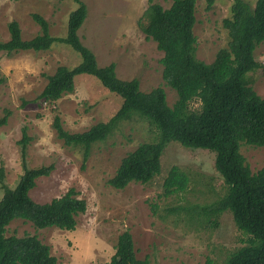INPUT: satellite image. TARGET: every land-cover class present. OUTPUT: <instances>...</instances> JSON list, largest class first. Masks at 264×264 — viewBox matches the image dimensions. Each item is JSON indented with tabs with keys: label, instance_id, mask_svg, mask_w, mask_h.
<instances>
[{
	"label": "rangeland",
	"instance_id": "obj_1",
	"mask_svg": "<svg viewBox=\"0 0 264 264\" xmlns=\"http://www.w3.org/2000/svg\"><path fill=\"white\" fill-rule=\"evenodd\" d=\"M87 15L78 29L81 42L90 48L98 65L113 62L120 79L137 78L143 92L161 86L171 106L176 92L162 78L163 52L145 36L139 20L149 0H81ZM252 6L255 0H246ZM168 7L170 0H153ZM232 0L195 1L193 26L195 55L211 62L219 48L228 41L223 19L231 16ZM77 7L74 0H0V40H7V24L16 20L23 39L40 32L32 18L38 13L48 22L53 36H65L69 12ZM264 63V41L254 50ZM80 55L69 44L54 42L45 50L0 51V197L3 186L13 187L22 174L18 141L25 128L28 142L26 160L30 167L52 165L50 173L36 179L30 196L46 202L73 188L86 201V210L76 216L73 230L57 227L35 228L22 219L12 220L6 235L35 234L47 244L55 264H100L115 252L118 235L128 229L136 257L149 264H224L226 256L241 245L242 234L232 214H204L225 192V184L214 168V152L188 148L170 141L161 155V170L148 183L130 182L122 189L107 183L120 160L137 144L156 139V128L133 114L122 120L101 141L93 143L83 160L82 148L65 145L52 126L58 115L64 129L81 132L115 114L122 97L109 91L94 75L82 73L74 78V89L53 104L37 96L57 66L69 68L80 62ZM249 84L264 96V73H247ZM191 109L199 101L190 102ZM252 172L264 167V147L241 144ZM178 165L189 177L182 192L163 194V179L172 165ZM189 209L191 211H189ZM216 222V224H215Z\"/></svg>",
	"mask_w": 264,
	"mask_h": 264
},
{
	"label": "trees",
	"instance_id": "obj_2",
	"mask_svg": "<svg viewBox=\"0 0 264 264\" xmlns=\"http://www.w3.org/2000/svg\"><path fill=\"white\" fill-rule=\"evenodd\" d=\"M74 1L77 7L68 14L65 36L50 35L45 18L33 13L32 18L40 26L38 34L23 39L18 22L11 20L7 24L8 39L0 40V51L7 53L45 50L54 42L67 43L79 53L78 64L71 68L59 65L47 76L37 96L46 103L53 104L63 94L73 91L74 78L82 73L94 75L109 91L122 97L114 115L81 132L67 131L55 115L52 126L57 137L65 145L81 147L85 160L93 143L104 140L122 120L133 114L153 125L156 139L140 142L127 152L107 180L116 189L130 182L148 183L157 176L161 155L170 141L213 151L214 168L223 179L225 192L211 206L202 207V211L206 215L228 210L242 234L241 245L226 256L224 264H264V167L252 172L240 151L243 143L264 147V96L247 79V73L255 69L264 73V63L254 55L257 45L264 41V0H255L253 6L246 0H232L231 16L222 22L229 38L227 45L219 48L208 63L195 55L196 0H170L168 7L149 0L139 25L163 52L162 78L176 92L171 106L161 86L143 92L137 78H118L113 62L98 65L93 51L78 36L87 15L86 5L81 0ZM3 80L0 73V83ZM193 100L199 101L198 109L189 107ZM7 113L0 117V125L6 123ZM27 142L23 128L18 141L22 174L13 187L3 186L0 197V264H55L56 258L49 246L35 234L6 235L7 226L14 219H22L35 228L73 230L76 216L86 210V201L73 188L49 201H35L29 192L37 178L50 173L52 165L30 167L26 160ZM188 181L185 171L172 165L163 179V194L184 191ZM100 264L149 263L136 257L132 235L125 229L117 237L113 255Z\"/></svg>",
	"mask_w": 264,
	"mask_h": 264
}]
</instances>
